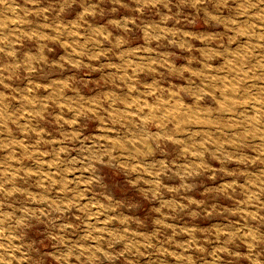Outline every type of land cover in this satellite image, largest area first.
<instances>
[{"label":"rangeland","instance_id":"obj_1","mask_svg":"<svg viewBox=\"0 0 264 264\" xmlns=\"http://www.w3.org/2000/svg\"><path fill=\"white\" fill-rule=\"evenodd\" d=\"M0 264H264V0H0Z\"/></svg>","mask_w":264,"mask_h":264}]
</instances>
